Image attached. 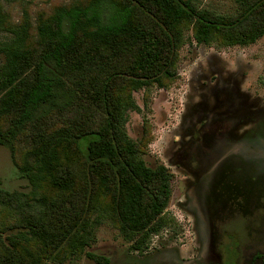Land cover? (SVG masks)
Wrapping results in <instances>:
<instances>
[{"label": "trees", "instance_id": "16d2710c", "mask_svg": "<svg viewBox=\"0 0 264 264\" xmlns=\"http://www.w3.org/2000/svg\"><path fill=\"white\" fill-rule=\"evenodd\" d=\"M239 2L224 16L194 0H85L21 21L0 4V146L32 188L0 182V208L14 217L0 264H64L106 220L142 255L175 225L174 176L146 164L128 113L139 110L135 92L177 77L188 30L199 45L262 38L264 0Z\"/></svg>", "mask_w": 264, "mask_h": 264}, {"label": "rangeland", "instance_id": "374dc122", "mask_svg": "<svg viewBox=\"0 0 264 264\" xmlns=\"http://www.w3.org/2000/svg\"><path fill=\"white\" fill-rule=\"evenodd\" d=\"M83 1L0 0V4L12 20L21 21L26 15L35 20L42 13ZM194 1L201 9L224 16L240 10V0ZM6 36L0 31V40ZM187 38L179 52L177 77L165 80L163 86L155 84L135 92L139 110L130 111L126 123L129 137L141 142L146 164L152 168L164 165L174 176L166 214L175 225L154 236L141 255L106 220L85 253L64 264H98L86 253L104 256L110 264H263L264 173L253 181L256 165H251L246 182L235 178L241 185L231 188L232 210L225 217L224 213L215 215L213 204L198 203L197 180L191 171L196 165L194 153L204 150L200 173L225 154L227 146L220 144L229 138L233 155L228 164L254 161L264 172V36L248 46H227L221 41L199 45L192 29ZM182 147L191 152L189 156L178 153ZM0 182L10 192L32 190L14 165L11 151L1 146ZM218 204L219 210H227L226 204ZM203 207L211 211L203 215ZM13 221L0 208V248L10 235L5 228Z\"/></svg>", "mask_w": 264, "mask_h": 264}, {"label": "flooded vegetation", "instance_id": "af4514ba", "mask_svg": "<svg viewBox=\"0 0 264 264\" xmlns=\"http://www.w3.org/2000/svg\"><path fill=\"white\" fill-rule=\"evenodd\" d=\"M222 141L223 144L221 143L220 146H227V151L225 152V154H223V156L219 160L210 164L200 173L198 172L202 166V163L204 162V159L201 157V156L204 157V150L202 151L200 149L199 152L193 154V156L196 157L195 159L196 161L193 160L196 165L194 167V171L193 170L191 171V174L197 180L195 190L197 193L198 203L202 206H208V205L211 206V204H213L215 207V215H220V213H224L223 216L227 217L232 210V203H233L232 201L233 194H230L231 188L233 187V185L234 187L237 188H239V186L241 185V182L238 183L235 182V178L237 179L242 178V181L246 182L247 177L248 179L250 177V175L248 174L249 173L248 168L251 167V165L252 166L256 165L255 167L258 169L256 170V168H252L256 172V174L253 175L254 177L252 178L254 179L253 181H256V179H258L260 175H263L264 172L259 170L257 164L254 161L245 162L244 160H242L241 163L240 161L239 162L237 161L236 163L231 164L230 162L228 164L230 156L233 155L232 152L228 149L229 144H231V140L227 138ZM182 152L184 154L187 153V156H189V154L191 153L189 152L188 154L187 149L186 148L183 149V147L179 150L178 153H182ZM240 174H242V176ZM218 203H220L221 205L226 204L228 206L226 208L227 210L226 211H224L225 209L219 210ZM208 211L209 212L211 211V207L210 208L203 207L201 209L203 215L208 214L207 213Z\"/></svg>", "mask_w": 264, "mask_h": 264}]
</instances>
